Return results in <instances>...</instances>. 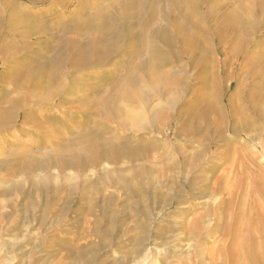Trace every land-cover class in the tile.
<instances>
[{
	"label": "rangeland",
	"instance_id": "1",
	"mask_svg": "<svg viewBox=\"0 0 264 264\" xmlns=\"http://www.w3.org/2000/svg\"><path fill=\"white\" fill-rule=\"evenodd\" d=\"M192 1L0 0V264H264V12Z\"/></svg>",
	"mask_w": 264,
	"mask_h": 264
},
{
	"label": "bare ground",
	"instance_id": "2",
	"mask_svg": "<svg viewBox=\"0 0 264 264\" xmlns=\"http://www.w3.org/2000/svg\"><path fill=\"white\" fill-rule=\"evenodd\" d=\"M175 2H177L178 0H174ZM184 1V0H183ZM191 1V3H189V5H190V8H189V11H188V15L189 16H191L192 14L196 17H198V15H199V13H198V5H197V2L196 1H192V0H190ZM174 2V3H175ZM245 1H243V0H237V4H235V7H236V12H237V21H233L234 23H231V24H229L228 25V23H226L225 24V28H224V30H226L227 29V31L228 32H231L232 30L235 32V30L236 29H240V31H238V32H241L242 34H244V36H248V38H250V42L251 43H255L256 41L258 42L257 43V45H255V46H253V47H251V50H249V54L247 55V58L249 57V56H253L254 58H255V61L253 62V63H255V64H257V65H259V64H261L262 62H260L259 61V59H257L258 57H257V55H258V53H259V51H260V49H259V47H260V45H261V41L259 40H257L256 39V35L258 34V31H259V29H260V26H258L259 25V18H260V14L262 13V12H264V0H252V5H253V14H254V18H252V20H250L249 21V24H250V26H248V29L245 27V26H235L236 25V23H241V22H243L244 21V14L242 13V10H243V8H245V3H244ZM187 15V18H186V20L184 21V22H180L179 21V23H174L173 24V21H174V19H173V17H171V21H170V23L167 25V26H171L172 27V29L175 31V26H179V24H180V26H188L189 28H191L192 26H195V24L193 23V21L191 20V18L189 17ZM205 17H207V16H205ZM170 17H168L167 19H165L164 20V22L167 24L168 23V19H169ZM177 19H178V17H176ZM232 22V21H231ZM233 24V25H232ZM150 26H151V24H149ZM148 25V26H149ZM101 27V26H100ZM220 27H223V26H220ZM221 29V28H220ZM219 29V30H220ZM219 30H217L216 32H215V34H214V36H215V38L217 39L218 38V36L219 35H221L220 34V31ZM248 31H250L249 33H247ZM237 32V31H236ZM235 32V33H236ZM232 33V32H231ZM224 34H227V33H224ZM167 35V33H155V34H153V36H156L157 38H163L162 39V41H163V43L164 44H166L167 46H169V47H172L175 43H174V37H176V34L174 33L173 35H172V37H167L166 36ZM252 36V37H251ZM231 37V36H230ZM236 37H238V33H237V36ZM236 37H235V39H236ZM227 39H228V37H227ZM243 39V38H242ZM183 41L184 42H187V45H189L188 46V50H186V51H184V53L186 54V55H191V56H194L195 55V53L189 48L190 46H191V42H192V35H190L188 38H184L183 39ZM210 42V41H209ZM235 42V41H234ZM174 43V44H173ZM233 43V42H232ZM171 44H172V46H171ZM213 44H215L216 45V43H214L213 42ZM218 44V43H217ZM221 44H222V42H221ZM233 44H235V43H233ZM256 44V43H255ZM238 45H239V43H238ZM222 46H224V50H225V53H226V55H233V56H237L238 55V57L239 56H241V53H242V51H241V47L242 46H233V47H235V49L237 50V53H236V50L235 49H229L230 48V46L229 45H224V44H222ZM261 48V47H260ZM235 52V53H233V52ZM262 53H264V52H262ZM82 54V53H81ZM250 54H253V55H250ZM209 55V54H208ZM262 55V54H261ZM264 55V54H263ZM62 56V55H61ZM75 56L77 57V61L79 62V58H80V53L78 52H76L75 53ZM200 57H202V58H206V52H201L200 53ZM252 63V64H253ZM263 63H264V61H263ZM216 71V70H215ZM218 72V71H217ZM41 75L42 76H46L45 75V72H41ZM34 76H35V78L36 79H41V77H37V73H35L34 72ZM217 76V75H216ZM214 78H215V76H214ZM263 79H264V77H263ZM254 82V81H253ZM260 82V81H259ZM259 84V83H258ZM244 86H246V85H243V87ZM250 86V85H249ZM252 86V85H251ZM57 88H61V89H64L65 88V85H64V81H60L59 82V84H58V86H57ZM214 88V87H213ZM247 89V92H248V88H246ZM51 90V89H50ZM216 90V89H215ZM215 90H213V91H215ZM241 90V89H240ZM244 90H245V88H244ZM216 92V91H215ZM241 92V91H240ZM244 92V91H243ZM261 92V91H260ZM33 94H37V95H44V94H47V95H55L56 93L52 90V91H45V89H44V87H43V84H38V88L34 91V93ZM257 94H259V93H257ZM240 95V94H239ZM241 95H242V92H241ZM247 95V94H246ZM261 95V94H260ZM51 96V97H52ZM181 96V95H180ZM170 98V97H169ZM241 98H242V96H241ZM168 100V99H167ZM249 100V99H248ZM218 101V100H217ZM213 102H215V101H213ZM252 102V101H251ZM258 102V101H257ZM211 103V102H210ZM217 103H219V102H217ZM259 103V102H258ZM263 104V103H262ZM44 105V103H42V104H40L39 105V108L40 107H42ZM213 105V104H212ZM214 105H215V103H214ZM217 105V104H216ZM216 105H215V107L214 108H216ZM255 105V104H254ZM254 105H253V107H254ZM219 106H221V105H219ZM210 107H211V105H210ZM38 108V109H39ZM45 108V107H44ZM218 108V107H217ZM256 108V107H255ZM257 108H258V106H257ZM210 109V108H209ZM222 109V108H221ZM223 109H225L224 107H223ZM250 109V108H249ZM260 109V108H259ZM207 110V109H206ZM205 110V111H206ZM219 111H220V109H218ZM258 110V109H257ZM255 111V110H254ZM253 111V112H254ZM217 112V111H216ZM216 112H214V113H216ZM223 112V111H222ZM260 112V111H259ZM158 113V112H157ZM210 113V112H209ZM254 113H256V112H254ZM258 113V112H257ZM207 114H208V112H207ZM234 114V113H233ZM21 115V114H20ZM163 115H165V114H163ZM162 115V116H163ZM167 116H168V114H166ZM223 115V114H222ZM264 115V114H263ZM162 116L160 115V116H157V119H160V118H162ZM220 116V115H219ZM259 116V115H258ZM10 117H12V114H10V115H8V116H4V115H1L0 116V123H3V122H6L7 120H9L10 119ZM130 117V116H129ZM24 118L27 120L28 118H26V116L24 115ZM132 118V117H131ZM130 118V119H131ZM19 119V117L17 118V120ZM225 122V121H224ZM243 122V121H242ZM242 122H240V123H242ZM240 127H242V126H240ZM239 127V128H240ZM242 129V128H241ZM248 129H250V127H249V125H247L246 123L244 124V129L243 130H248ZM235 130V129H234ZM239 130V129H238ZM238 130H235L236 131V133H238L239 131ZM241 131V130H240ZM257 131V130H256ZM255 131V132H256ZM254 133V132H253ZM242 136V135H241ZM258 137H260L259 135H258ZM257 140V139H256ZM260 141V140H259ZM262 143V142H261ZM263 146H264V144H262ZM84 152H87V153H89L92 157H95V155L97 154V150L96 149H94V147H88V148H86L85 150H84ZM204 153V152H203ZM201 158H202V155H199V156H197V160L199 161V160H201ZM204 158V157H203ZM200 194V193H199ZM200 198V197H199ZM166 209V208H165ZM248 210V209H247ZM246 210V211H247ZM162 212H164V211H162ZM161 213V212H160ZM159 213V214H160ZM156 217V216H155ZM152 220V219H151ZM202 222L200 221L199 222V220H194L193 222H190L189 223V226L191 227V229L193 230V231H197L198 233H200L201 231H208V233L209 234H211V230H213V224L212 223H208V224H205V225H202L201 224ZM253 225V224H252ZM256 226V225H255ZM213 232V231H212ZM256 232H257V230H256ZM258 234V233H257ZM256 234V235H257ZM262 235V234H261ZM153 237V235H152V233L149 235V238H152ZM263 237V236H262ZM210 239V238H209ZM208 239V240H209ZM156 241H157V239H155ZM151 241V240H150ZM149 241V243L148 244H146V246H145V250L150 246L151 248L150 249H148V252L146 253V256H145V258H143V260L141 259V263L140 264H158V262L157 261H154V258H158V259H155V260H159L162 256H167L168 254H167V249H164V250H161L156 244H154V243H151ZM211 241V240H210ZM20 243V242H19ZM23 243V242H22ZM19 245V244H18ZM164 248V247H163ZM192 248V247H191ZM143 249V250H144ZM193 249V248H192ZM205 249H207V251H208V253L209 254H211L210 252H209V249L208 248H205ZM18 251V250H17ZM205 250H204V248L202 247V248H200V247H197V249L196 250H193L191 253H195V254H198V253H200V254H205L206 252H204ZM189 256V255H188ZM17 258V257H16ZM190 258V257H189ZM13 260V259H12ZM10 261V260H9ZM11 262V261H10ZM10 262H8V264H11ZM13 262V261H12ZM137 263H139V262H137ZM227 263V262H226ZM224 264V263H223Z\"/></svg>",
	"mask_w": 264,
	"mask_h": 264
}]
</instances>
